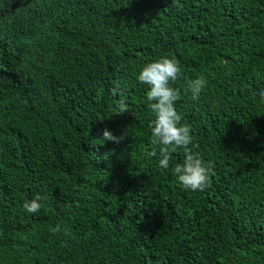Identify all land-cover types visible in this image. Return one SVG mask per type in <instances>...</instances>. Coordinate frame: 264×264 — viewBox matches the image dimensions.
Instances as JSON below:
<instances>
[{
  "label": "trees",
  "instance_id": "trees-1",
  "mask_svg": "<svg viewBox=\"0 0 264 264\" xmlns=\"http://www.w3.org/2000/svg\"><path fill=\"white\" fill-rule=\"evenodd\" d=\"M161 57L203 191L172 172L183 149L151 155L136 77ZM261 90L264 0H0V264H264Z\"/></svg>",
  "mask_w": 264,
  "mask_h": 264
},
{
  "label": "clouds",
  "instance_id": "clouds-1",
  "mask_svg": "<svg viewBox=\"0 0 264 264\" xmlns=\"http://www.w3.org/2000/svg\"><path fill=\"white\" fill-rule=\"evenodd\" d=\"M183 76L178 62L167 57L147 63L139 71L137 80L141 84L148 86L146 92L147 106L154 118L149 123L151 130V144L154 150L151 155L159 151V167L168 169L172 153L183 149V163L176 164L172 169L177 181L183 189L189 191H203L208 186L211 175V164H206L198 152L193 148L198 147L194 143L190 126L181 124V115L177 112L175 104L179 99V90L170 86V82H175ZM207 81L203 77H197L188 82L192 98L197 99L201 92L206 88ZM259 96L264 101V90ZM128 107L123 101L120 102L119 114L127 111ZM103 142L113 141L119 143L123 137L113 135L105 129L102 133ZM39 197L23 203V209L27 213L35 214L39 212L41 204ZM56 231H60L57 225Z\"/></svg>",
  "mask_w": 264,
  "mask_h": 264
}]
</instances>
